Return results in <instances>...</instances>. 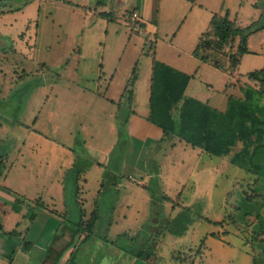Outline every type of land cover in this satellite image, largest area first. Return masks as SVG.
Returning <instances> with one entry per match:
<instances>
[{
  "label": "rangeland",
  "instance_id": "rangeland-1",
  "mask_svg": "<svg viewBox=\"0 0 264 264\" xmlns=\"http://www.w3.org/2000/svg\"><path fill=\"white\" fill-rule=\"evenodd\" d=\"M1 1L15 7L25 0ZM197 2L213 13L224 3L230 16L237 15L243 25L259 20V25L264 26V0ZM55 5L50 6L52 13L41 14L39 21L37 3L25 11L22 8V15L11 8L12 15L0 17V160L7 156L4 165L8 167L27 158L30 164L44 167L52 176L53 188L52 192L44 187L37 190L43 193L40 198L45 203H40L41 207L54 208L64 216L66 225L78 226L81 219L87 222L97 203L99 213L93 235L78 245L73 264H111L105 256L106 248L100 249L110 238L126 246L129 253L142 252L144 241L160 239L161 249L171 247L167 248L171 254L177 250L173 255L186 264H194L199 250L211 251V255H200L203 264H264V166L258 179L232 166L230 157L208 156L177 138L161 141L162 136L148 149L133 148L134 153L146 157L142 176L117 178L115 182L113 173L119 171L134 145L124 124L132 112L118 103V97L130 81L135 64L141 82L133 110L139 114L149 111L150 53L170 63L180 57L190 71L198 67L186 97L223 99L219 91L228 81L227 74L209 63H200L189 53L197 43L198 19L190 28L187 24L194 15L182 26H173L174 19L162 21L152 46L145 44L142 32H133L135 26L130 28L123 20L108 24L86 18L82 22L78 12L73 14V9ZM58 14L60 25L53 23ZM172 27L175 32L180 27L181 30L176 38L167 40L163 33ZM247 49L240 66L243 77L264 68V28L249 37ZM228 53L226 48L224 54ZM102 68L107 73L105 77ZM238 80L232 92L242 96L240 88L246 89L247 80L240 79V84ZM248 85L258 88V84ZM178 112L174 111V118ZM40 130L46 139L39 135ZM88 147L108 155L105 159L96 157V162L87 153ZM49 149L58 151L57 158L48 153L45 156ZM34 154L41 155V160L33 159ZM67 155L72 162L63 169ZM258 160L264 165V151ZM77 169L82 170L78 182ZM85 178L87 185L83 183ZM97 178L103 181L98 184ZM43 184L49 185L46 180ZM50 192L57 194L54 205L48 203ZM82 232L85 235L86 231ZM128 232H137L130 244ZM210 233H216L218 238L208 236ZM150 251L144 249V256ZM245 251H250L252 261Z\"/></svg>",
  "mask_w": 264,
  "mask_h": 264
},
{
  "label": "crops",
  "instance_id": "crops-1",
  "mask_svg": "<svg viewBox=\"0 0 264 264\" xmlns=\"http://www.w3.org/2000/svg\"><path fill=\"white\" fill-rule=\"evenodd\" d=\"M197 1L198 0L193 2L189 0H34L31 4L24 8V11L31 5L37 3L39 21L41 14H51L52 12L50 6L56 4L55 7H68L73 9V11L71 10L73 14L78 12L82 17V22H84L86 18L88 20L97 18L99 21L106 22L108 24H116L120 20H123L130 26V28L131 26L137 27L131 29L133 32H142L145 44L146 42H149V44L155 43V40L158 38L157 35L159 34L162 21L168 22L174 19L173 26H175V24H177L176 26H182L186 25L185 22L187 21L188 17L194 15V18H191L187 24V28H190L194 19H198L197 23L195 24V29L198 30L196 33V36H198L197 43L194 48L189 51L190 55L193 56V51L196 48L201 36L207 30L211 18L213 15L219 14L222 5H224V3L221 5L217 13H213L212 11H207L206 7H204V5L201 3L198 4ZM225 10L227 9L225 8ZM17 13L22 15L23 11H18ZM131 13L132 15L137 14V18L133 19ZM12 14V10L3 9L0 17H6L7 15ZM229 18L231 20L237 19L241 23L237 15L231 17L229 13ZM28 23L30 22L28 21ZM53 23H58L59 25L62 23L60 14L57 15V19ZM241 24L243 25V23ZM4 26H6V24ZM7 26L11 28L12 23H9ZM173 28L174 27H172L170 31H165L163 33V37L167 38V40L169 37L170 40H172V38H176L175 35L181 30V27L176 32ZM185 31L187 32V30ZM190 31L193 32L192 30ZM6 44L8 43L6 42ZM78 53H80V51ZM244 56L245 55L242 56L240 65L237 67V69L231 73V77L229 72H224L221 70L228 76V81L225 83L224 88L219 91L223 97L222 100L212 98V96L206 97L203 100L198 98L195 99L206 103L217 111L224 112L227 106L228 96H238L232 92L234 89L233 84L236 83L237 79L247 80L246 77H243L244 75L242 76L240 70ZM155 58L157 60V57ZM164 60L166 61L160 62L192 76L190 81L196 76L198 72V67L194 71H190L188 69L189 67H186L185 64L181 62L180 57L171 59L173 63H170L168 59ZM199 62L204 63L201 61ZM262 69L264 68L254 71ZM103 70L104 68L101 69V72L105 77L107 73L103 72ZM111 79L112 78H110V80ZM140 82L141 80L138 74V78L133 86V102L131 107L132 115L128 119L126 126L128 136L132 139L134 145L130 150L127 151L124 160H122V163H120L119 171H115L113 173L116 177L121 175L128 176V178L133 175L141 176L145 170L146 157H143L140 152L137 154L134 153L133 148H138L139 151L144 148L148 149L159 142L163 136L162 131L157 126L147 121L149 111L147 113L139 114L133 110V106L136 104L135 93L137 85H139ZM227 84L228 87L226 88ZM150 85L151 73L149 75V94L147 97L148 105ZM120 96L118 97V100ZM114 125L115 123H112V129L114 128ZM39 133V135H42L44 139L47 138V136L43 134V130H40ZM89 138H91V136ZM178 141L180 140L178 139ZM57 152L58 151L53 152V149H49V152H45V156L48 153L52 158H57ZM87 153L92 158H95L94 160L96 162V157L103 156V159H105V156L108 155V152L101 153L93 147H88ZM32 158H38L41 160L42 157L41 155L34 154L32 155ZM4 159L8 161V157H2L0 160L1 166L3 167V170L0 171V264H73L76 249L80 243L84 242L83 239L87 235V232H85V235L84 233L75 235L74 232H61L64 216H61L53 211L54 208H51L50 206L46 209L41 207L42 205L40 203H45L40 198V194L43 193H37V190H40L44 187V189H49L48 191H51L53 188V186H51V184H53L52 176L48 174L47 170H44V167L40 166L38 168L36 164H30L28 161L29 159L27 158H21V160L17 162V165H14L15 163L13 162L8 167L4 165ZM71 162L70 156L67 155L66 160H63L62 162L63 169L67 168V166H70ZM99 164L102 165V163ZM63 169L61 171H63ZM99 169H101V167H99ZM93 172L96 173L95 171ZM160 174H162L161 168ZM160 177L162 178L161 175ZM44 180L48 181L49 185L43 184ZM54 180V188L57 190L59 189L58 177L54 178ZM87 180L88 179L86 178L83 180L85 185L88 183ZM102 181L103 180L101 178L96 179L98 184ZM120 185L121 184H119V186ZM51 192L47 194V198L49 200L48 203L50 205H54L57 200V194ZM209 235L218 238L216 233H210L208 236ZM127 236L129 239V244L131 242L133 243V238L137 236V232H128ZM154 239L148 242L146 245L151 250L150 257H146V259L139 258L138 256L136 257L134 253H129V250L126 246L122 244L119 245V243L113 241L112 238H110V241L108 239L104 241L102 243L103 246L100 249L106 248L105 256L107 260H111V264H186V262L176 257V255H173V253L177 252V250L171 254V249L167 250V248L171 247L161 249L163 246V241L160 239L155 241ZM143 245L145 246V242H143ZM178 245H180V242ZM199 251L200 254L197 255L194 264H203L202 257L200 255H204L205 253L211 255V251ZM244 253L247 254L249 259L252 261V255L250 251H245ZM188 264L193 263L189 262ZM252 264H254V262Z\"/></svg>",
  "mask_w": 264,
  "mask_h": 264
},
{
  "label": "trees",
  "instance_id": "trees-1",
  "mask_svg": "<svg viewBox=\"0 0 264 264\" xmlns=\"http://www.w3.org/2000/svg\"><path fill=\"white\" fill-rule=\"evenodd\" d=\"M29 1L25 0L15 7L1 1L0 10L14 8L15 11H20ZM263 28L264 26L259 25V20L247 26H243L237 19L231 20L228 11L222 5L220 13L211 18L207 30L193 51V56L216 69L229 72L231 77V73L240 65L242 56L248 53L249 37ZM226 48L230 51L227 55L224 54ZM150 57L152 68L147 121L162 131L161 141H172L177 138L208 156L230 157L229 162L232 166L256 175L259 179V173L264 166L258 160L264 151V69L248 73L247 82H244L247 84L246 89L240 88L242 96H228L226 109L220 112L206 103L185 96L192 76L156 60L154 53H150ZM137 78L138 68L135 64L131 79L118 101L130 112H132L133 86ZM238 83L240 84V79ZM248 83L258 84V88L250 87ZM176 110H179L178 117L174 118L173 113ZM127 121L125 119L124 124H127ZM238 145L241 146L240 149L233 152ZM81 172L82 170H75L77 182ZM124 177L128 178L121 175L115 176V179ZM78 192L76 185V198ZM164 199L169 200L167 197ZM95 207L90 219L87 222L81 219L78 226L66 225L63 218L61 232H74L78 235L85 230L87 235L83 241H87L93 235L92 231L98 221L97 203ZM152 240L153 238L150 241ZM150 241H144L142 252L132 253L139 258L150 257L151 253L144 256V249L148 248L146 245Z\"/></svg>",
  "mask_w": 264,
  "mask_h": 264
},
{
  "label": "built area",
  "instance_id": "built-area-1",
  "mask_svg": "<svg viewBox=\"0 0 264 264\" xmlns=\"http://www.w3.org/2000/svg\"><path fill=\"white\" fill-rule=\"evenodd\" d=\"M132 18H133V19H136V18H137V14H133V15H132ZM134 28H137V27H134Z\"/></svg>",
  "mask_w": 264,
  "mask_h": 264
}]
</instances>
